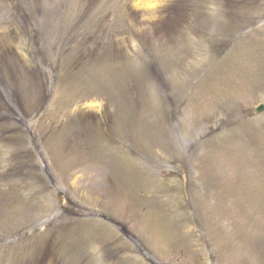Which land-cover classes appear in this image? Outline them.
Returning <instances> with one entry per match:
<instances>
[{
	"label": "rangeland",
	"instance_id": "374dc122",
	"mask_svg": "<svg viewBox=\"0 0 264 264\" xmlns=\"http://www.w3.org/2000/svg\"><path fill=\"white\" fill-rule=\"evenodd\" d=\"M264 0H0V264H264Z\"/></svg>",
	"mask_w": 264,
	"mask_h": 264
}]
</instances>
